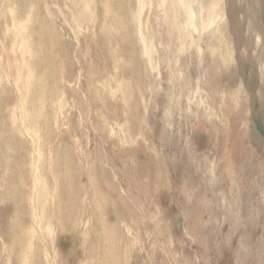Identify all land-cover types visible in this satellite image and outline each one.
<instances>
[{"label": "rangeland", "instance_id": "rangeland-1", "mask_svg": "<svg viewBox=\"0 0 264 264\" xmlns=\"http://www.w3.org/2000/svg\"><path fill=\"white\" fill-rule=\"evenodd\" d=\"M6 149L41 264H264V0H0Z\"/></svg>", "mask_w": 264, "mask_h": 264}, {"label": "bare ground", "instance_id": "bare-ground-1", "mask_svg": "<svg viewBox=\"0 0 264 264\" xmlns=\"http://www.w3.org/2000/svg\"><path fill=\"white\" fill-rule=\"evenodd\" d=\"M74 1V0H73ZM89 3V2H88ZM41 4V3H40ZM13 5V4H12ZM70 9L71 11L74 10V14L77 13L79 15L80 13L77 11L78 9L76 8L75 4H70ZM8 10V9H7ZM7 12V11H6ZM9 12V10H8ZM42 15V14H41ZM32 17V16H31ZM14 19V18H13ZM16 20V19H15ZM29 21V20H28ZM23 22V21H22ZM146 22V21H144ZM16 23V22H15ZM94 23V22H93ZM176 23V22H175ZM29 24V23H28ZM3 27V26H2ZM145 27V26H144ZM7 30V29H6ZM26 30V29H25ZM48 31V28L46 29ZM45 30V32H46ZM11 31V30H10ZM28 32V31H26ZM30 32V31H29ZM40 32V31H39ZM32 33V32H30ZM43 33V32H42ZM41 33V35H42ZM46 35V34H45ZM48 36V35H47ZM46 36V37H47ZM16 38V37H15ZM36 38V37H35ZM41 38V37H40ZM43 39V37H42ZM47 40V39H46ZM45 40V42H47ZM17 41V40H16ZM25 42V41H24ZM27 42V41H26ZM39 42H42L39 41ZM7 43V42H6ZM18 43V41H17ZM140 43V42H139ZM17 46V45H16ZM27 47V46H26ZM32 47V54L30 55L32 60H36L42 64L45 62V58L42 55H39V53H43V55H46V48L43 44H39L38 46H33ZM36 49V50H35ZM31 50V48H30ZM35 50V51H34ZM46 50V52H45ZM29 51V50H28ZM9 53V52H8ZM30 53V52H29ZM28 53V55H29ZM10 54V53H9ZM48 57V55H46ZM46 57V58H47ZM26 58V57H25ZM24 58V59H25ZM38 62V63H39ZM47 63V62H45ZM44 65V64H43ZM47 66V65H46ZM22 70V69H21ZM25 70V69H24ZM27 70V69H26ZM27 74V73H26ZM46 78V76L44 75ZM43 78V77H42ZM46 80V79H44ZM39 82L38 80H36ZM35 81V82H36ZM44 82V81H43ZM34 84V82L32 81ZM62 83V82H61ZM30 84V83H29ZM36 84V83H35ZM41 85V84H39ZM36 87V85H34ZM34 87V88H35ZM27 88V87H26ZM28 88H31L28 86ZM33 88V87H32ZM35 90V89H34ZM34 90H32L34 92ZM120 90V89H119ZM27 91V90H26ZM29 91V90H28ZM36 91V90H35ZM42 91V90H41ZM29 93V92H27ZM35 93V92H34ZM33 93V94H34ZM39 93V92H38ZM30 94V93H29ZM33 97V95H32ZM40 97V94L38 98ZM37 98V99H38ZM41 99V98H39ZM111 100V99H110ZM229 100V99H228ZM35 101V99H34ZM32 103V102H31ZM29 102V104H31ZM34 106V103H32ZM120 106V105H119ZM28 107V106H27ZM72 107V106H71ZM30 108H35V107H30ZM39 110V109H38ZM37 110V111H38ZM35 111V110H33ZM36 113V112H34ZM38 113V112H37ZM22 117V116H21ZM13 118V116H12ZM11 120V118H10ZM13 120V119H12ZM14 123V122H13ZM27 125V124H26ZM14 131V130H12ZM30 131V130H29ZM113 131V130H112ZM111 131V132H112ZM26 132V131H25ZM110 132V133H111ZM32 133V132H31ZM113 133V132H112ZM11 135H14L11 134ZM13 138V137H12ZM30 141V140H29ZM31 142V141H30ZM114 144V143H113ZM37 146V145H36ZM38 148V147H37ZM36 151V150H35ZM0 186H5L9 190H11V196L9 198L11 201L16 205L18 208L17 214L15 216L14 222L12 225L9 227L8 226V231L6 233V240L5 242H2V247L0 250V262L1 264H5L4 262V257L8 256L10 260L14 261L16 264H20L22 261H26L25 263L29 264H41L40 261V255L42 254L40 249L35 248V246H38V243L40 244V239L42 237L47 236V231L42 230V226L44 224L48 225L46 222L48 218V214L45 213L44 208L48 207V198L46 196L42 195V193L38 192L36 194V203L40 207L44 206V208L41 209V212L36 214L33 212V209H31L32 206H30L27 202V199L32 198V194L30 190L31 185V180H32V175L29 170H27L25 164H27V160L22 158L16 163H13L10 161L9 156H11V151L10 150H5L3 153H0ZM38 154V153H37ZM30 156V155H29ZM39 157V156H38ZM36 160V159H35ZM17 162L19 163L18 166L16 165ZM35 164V163H34ZM30 165V164H29ZM101 165V164H100ZM24 167V168H23ZM28 167V165H27ZM29 169V168H28ZM34 172V171H33ZM66 176V174H65ZM53 181V180H52ZM141 185V184H140ZM66 187V186H65ZM109 190V189H107ZM0 194H2V191L0 190ZM44 194V193H43ZM161 194V193H160ZM48 197V196H47ZM35 201V200H34ZM47 205V206H46ZM64 205V204H63ZM59 208V207H58ZM61 210V209H60ZM57 211V208L55 209ZM89 214V213H88ZM57 221V218H55ZM46 222V223H45ZM57 223V222H56ZM34 225H38V230L35 228H32ZM56 225V224H55ZM121 225V224H120ZM151 228V227H150ZM125 229V228H124ZM132 231V230H131ZM175 237V236H174ZM43 239V238H42ZM135 243V242H134ZM134 246V245H133ZM136 246V245H135ZM5 248V249H4ZM138 248V247H137ZM142 248V247H141ZM141 250V249H140ZM139 250V251H140ZM42 256V255H41ZM1 257H3L1 259ZM33 260L37 261L36 263L33 262ZM40 261V263H39Z\"/></svg>", "mask_w": 264, "mask_h": 264}]
</instances>
